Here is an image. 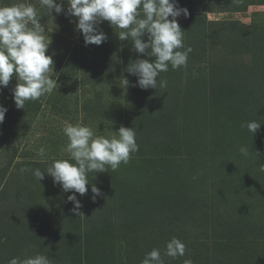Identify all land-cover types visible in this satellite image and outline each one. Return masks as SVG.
I'll list each match as a JSON object with an SVG mask.
<instances>
[{
  "label": "rangeland",
  "instance_id": "rangeland-1",
  "mask_svg": "<svg viewBox=\"0 0 264 264\" xmlns=\"http://www.w3.org/2000/svg\"><path fill=\"white\" fill-rule=\"evenodd\" d=\"M3 1L0 0V5L6 3L10 6L22 2V0ZM23 2L37 6L41 25L45 29L43 35L46 43L51 42L46 52V55L52 56L54 62L53 71L50 70L49 76L56 80L57 84L50 93H46L37 101L29 102L34 107L27 113L25 108L13 106L15 103L10 102L11 95L6 90L10 86L15 88L17 84L15 76L7 87L0 89V104L7 108L5 119L0 124V220L6 222V225H11L9 227L3 223L0 231V264H8L13 257L21 259L24 250L26 258L33 257L30 251L37 249L36 240H29V235L35 239L36 236L32 235L31 230L26 236L19 234L21 230L27 229L24 220L32 221L33 219L30 218L40 208L57 209L60 204L62 206V198L65 199L64 196L67 198L72 194L64 192L59 185H55L48 174L47 178L39 182L31 172H23L25 177L21 172L25 167L46 171L54 160L69 159V153L66 151L68 138L63 133L65 122L88 126L95 136L117 135L115 132L121 126L133 128L136 132L139 151L131 154L128 164L122 163L114 171L110 186L107 187V180L103 179L100 173H89L88 179L91 183L88 185L89 191L79 197L82 205L81 213L84 217L86 212L90 215L87 224L92 232L101 234L99 230L108 231L113 228L107 232L108 236L102 234L105 235L102 239V247L112 255L109 260L105 259L107 261L105 264H141L145 254L153 248L160 249L164 264H185V261L193 264L198 253L200 255L197 258L200 263L218 264L219 260H214V256H221L222 252L224 254L223 247L236 250L232 262L264 264V246L248 243L249 248L246 249L245 246L248 247V244L244 241H247V237L243 235L246 238H242L241 234L234 233L231 229L239 227V224L248 217L254 221L253 225L259 224L260 227L264 224L262 223L264 222V97L256 104L255 112H253L254 103L246 101V104H249L248 113L250 112L252 116L244 113L242 109L233 112L227 104L231 100L239 104V95L242 93L239 90L244 89V92L252 90L251 88L264 87V83H257L254 87L249 85L250 88L240 86H235L238 89L228 88L223 96H220V101L224 100V106L219 111L211 104L213 98L209 97L210 102L208 101L205 91L191 88L186 95L190 102L181 107L201 112L199 104L195 101L197 99L201 105H204L200 119L196 115L195 119H190V115L184 112L178 113L181 109L172 112L171 115L160 112L161 108L157 107L160 104L152 106L153 113L147 112V115L138 113L136 119L123 103L124 110L121 114L118 104L111 108L102 107L98 112L92 110V113H95L91 114L93 119L86 122L82 112L78 115L75 112L76 107H81L86 101L81 91L83 86L81 71L85 65H88L81 62V56L78 57V52L82 53L80 42L83 35L76 30V18L66 16L63 12L56 14L54 10L52 17L46 9L39 6L38 0H23ZM180 3L178 0V5L182 4L183 8L189 9L187 17L182 14L177 18L184 36L187 32V20L193 15L192 22L197 29L195 31L204 36L207 44L205 62L201 64L204 74L211 71V61L216 64L221 63L219 52L222 47L226 49L222 45L226 38L218 39L213 36L214 31L218 30L215 29L214 23L231 20L247 28L254 26L257 29L256 35H253L255 32L253 31L249 36L251 38L246 40L249 42L257 40L264 32V0H185ZM63 7L66 11L67 0ZM225 27L221 26V28ZM112 28L107 21L100 25V30L104 33ZM113 30L117 37L116 33L121 30L115 27ZM195 37L197 38L196 35ZM68 47L71 49L69 52L75 55L63 57ZM74 48L77 52H73ZM111 49L115 50L113 51L115 53L117 49L122 50L123 46L117 47L113 44ZM254 57L251 51L240 49L237 55H232L230 58L241 72L254 73L256 72L253 65ZM259 68L264 69L263 60L260 61ZM187 73H189L187 70L174 73L176 77L178 76L174 84L176 83V87L183 94L187 92L186 83L188 78H191L190 73ZM261 75L264 79V72ZM167 76L169 75L162 72L158 80L169 79L167 87L163 88L169 91L173 82H170ZM242 77L240 80L243 79ZM179 78L183 81L177 82ZM119 88L117 80H113L110 88L106 93L104 92L105 98L110 99L112 103L118 98L121 104L122 100L117 97L121 95ZM256 92L259 97L264 96L262 95L264 88ZM189 94L195 97H190ZM91 95L94 96V93L91 92ZM92 96L88 94V97ZM215 97L217 99V96ZM179 103L183 104L178 101L173 105ZM93 104L90 102L89 106L92 108ZM240 106L244 108L243 103ZM111 109L118 111L120 115L112 114ZM169 117L172 118L171 121L176 120L174 123L177 122L176 132H158L161 124L169 129L167 125ZM141 118L145 119L141 121ZM252 120L261 123L255 135L246 127V123ZM236 121L238 124L241 122L243 126L238 135L234 130ZM41 147L46 150L44 157L39 155ZM241 147L248 149L246 156L241 154ZM93 180H100L102 183L92 182ZM29 182L37 186H32V190L26 189ZM24 184L26 186H23ZM243 184L244 187L241 189ZM92 185L101 191V195L95 200L92 198ZM27 191L29 193H26ZM166 193L171 195L168 196ZM173 194H179L180 200L174 198ZM28 211L31 214L23 215ZM71 222L70 219L69 226H72ZM29 224L32 225L31 222ZM221 229H224V232ZM72 232H76L75 227L70 233ZM54 236L52 235L51 238ZM173 237L180 239L186 245L183 257L173 259L164 255L166 243ZM93 246H97L93 235L80 234L76 243L59 246L62 254L57 263L49 255L50 264H64L65 261L69 264H89L93 258ZM52 248L53 246L50 247ZM54 250L56 248L51 251ZM251 251L257 252L252 260L247 259L244 254ZM227 254L225 258L221 256L226 262L229 260V253ZM256 259L258 260L254 261Z\"/></svg>",
  "mask_w": 264,
  "mask_h": 264
},
{
  "label": "clouds",
  "instance_id": "clouds-1",
  "mask_svg": "<svg viewBox=\"0 0 264 264\" xmlns=\"http://www.w3.org/2000/svg\"><path fill=\"white\" fill-rule=\"evenodd\" d=\"M38 2L51 16L54 10L56 14L63 12L75 17L76 30L83 35L85 46H99L108 39L99 27L105 21L120 29L116 33L119 40L131 41L136 53L150 58H138L126 69L137 77V86L143 90L166 88L167 81L158 80V77L169 70V65L173 70L187 66L192 49L185 48L184 31L177 18L182 14L187 17L189 12L178 5V0H67L66 11L63 7L65 0ZM43 32L45 29L35 4L22 0L10 6H0V89L7 87L15 76L17 84L12 90L13 100L20 109H24L27 102L37 101L50 93L57 84L49 76L54 62L51 55H46L51 42L46 43ZM146 34L147 40L144 39ZM123 85L124 88L129 85L127 78L123 79ZM6 112L7 108L0 104V124ZM246 127L255 135L261 123L252 120L246 123ZM63 133L68 138L66 151L69 159L54 160L46 171L25 167L21 172H31L39 182L46 172L55 185L72 193L67 200L74 205L72 211L80 216L83 215L79 212L82 205L77 194L84 196L88 193L91 184L88 174L107 172L109 167L116 171L122 163L128 164L131 154L139 151V145L135 130L123 126L115 132L117 135L106 137L95 136L88 126L65 122ZM240 152L246 156L248 149L241 147ZM45 154V148L41 147L39 155L44 157ZM91 193L93 200L101 195L95 185L91 186ZM185 252L184 242L173 237L166 243L164 255L176 259L183 257ZM8 264H50V260L45 255L25 259L13 257ZM141 264H164L160 249L153 248L146 253ZM185 264L191 262L185 261Z\"/></svg>",
  "mask_w": 264,
  "mask_h": 264
},
{
  "label": "trees",
  "instance_id": "trees-1",
  "mask_svg": "<svg viewBox=\"0 0 264 264\" xmlns=\"http://www.w3.org/2000/svg\"><path fill=\"white\" fill-rule=\"evenodd\" d=\"M184 1L185 0H180L181 3H183ZM0 6H7V4L3 3ZM179 6H181L182 8L184 7L182 4ZM190 12H191V9H190ZM192 19H194L193 15H191L190 18L187 20V23H186L187 32H186V35L184 36L185 48L190 47L192 49L191 53L188 56L187 66L178 68V71H177V70H173L171 66L169 65V70L167 72H164L169 75L167 77L170 78V82L171 81L173 82V84L170 86L171 88L169 89V91L163 88H158V89L149 88L147 90H143L137 86V77H135L134 75H130L126 71V69L130 63L134 62L138 58H141V59H150V58L146 56H141L140 54L136 53L132 48L131 41H121L119 40L118 36L115 37L113 28L111 30L109 29L108 32L105 33L108 39L106 40V42H103L99 46L94 45V44L85 46L84 38H82L80 42V49L82 53H80L79 51L78 57L81 56L82 63L88 64V65H85L84 66L85 69L83 68V70L81 71V75H82L81 85H83L81 91L83 92L82 96H85L86 101L84 100L85 103H82L81 107H76L75 112L77 113V115L80 112H82L84 114V117L86 118L85 121L86 122L89 120L91 121L93 119L91 114H95V113H92V110H95V112H98V111H101L102 107L108 108L110 106L111 108V107H115L116 104H118L120 108V114H121V112L124 110V106H122V104L124 103L127 106L128 112L133 114L134 117L138 119V113L141 112L144 115L145 114L147 115V112L153 113L154 107L152 106H156L160 104V106H157L161 108L159 110L160 112H167L171 115L172 112H177V110L181 109L178 113L184 112L187 115H190V119H195L194 117L196 115L200 119L201 114L203 112L204 105H201V103L197 101V99L195 101L199 104L201 112L196 111V110L194 111L191 109L189 110L187 108L181 107L182 105H187V103L190 102V100H187L186 95L188 93V90H190L191 88L193 89L199 88L200 90L205 91V95H206V98L208 97V101H209V97L213 98L214 103L212 102L211 104L214 105L219 111L223 108L222 106H224V100L220 101V96H223V94L227 91L228 88H236L238 86L250 88V86L254 87L257 83H264L263 82L264 79L261 75V73L264 72V69L259 68L260 61L263 60V63H264V32H262L263 34L260 35L257 40L255 41L253 40L252 42H249L246 40L251 38L249 36L252 35L253 31H255L253 35L254 36L256 35L257 29L254 28V26L247 28L243 24H238L237 22H234L231 20L225 21V23H218V22L214 23V26H216L215 29H218V30L214 31L213 36L218 39L226 38L222 42V45L226 49H223L222 47V49L219 52L221 63L216 64L214 63V61H211V65H210L211 71L208 72L207 74H204L203 73L204 68L203 66H201V64L205 62V53L208 50V47L204 40V36H202L201 34H197L199 32H196L197 29H195V24L192 22L193 21ZM40 23L42 24V22ZM222 25L226 26L227 29L226 27L221 28ZM249 31H252V32H249ZM195 35L197 36V38L195 37ZM198 35H200V37H198ZM144 39L147 40V35L144 37ZM113 44H115L117 47L123 46V49L122 50L117 49L116 52L114 53L113 51L115 50L112 51L111 49V46ZM69 49L70 47L67 48L66 52L63 54V57H65L66 55L70 56L72 54L71 52H69ZM240 49L245 50V51H251L254 54L255 64L253 65L256 68V72L260 75H258L256 72L254 73L241 72V69L239 70V68H237L233 64L232 59L230 57L232 55L233 56L237 55ZM183 50L184 49H181V51ZM73 52H77L76 48H74ZM72 55H75V53H73ZM183 70L189 71L191 75V78H188V81L186 83L187 92L184 94L181 93L180 89L176 87V83L174 84V82H176V79L178 78V76L176 77L174 73L182 72ZM241 77L243 78L242 80H240ZM124 78H127L129 80V85L126 88H124V85H123ZM209 78L210 80H208ZM113 80H117L118 84L120 85V88L118 91L120 92L121 95L117 97H119L120 100H122L121 104L119 103L118 98L116 99V102H113V103L112 101H110V99L105 98L106 96L104 95V92L106 93V90L110 88L111 84L113 83ZM182 81L183 80L179 78L177 82H182ZM76 82L78 84L79 81L77 80ZM167 82H169V79H167ZM230 85H232V87H229ZM263 88H264L263 86H260L258 88H251L252 90H246L244 92H243L244 89L239 90V92L242 91V93L239 95L240 96L239 104H235L233 100L228 101L227 104L230 108H232L233 112L239 109H240L239 111H241L242 109V111L247 114L249 111V109L247 108V105L249 104H246V101L249 100L251 104L254 103L253 112H255L256 104L258 103V101H260L264 97V96L259 97V94L256 91H259V89L262 91ZM13 89L14 88L11 86L10 88L8 87L6 89L7 93L11 95L10 102L12 103H14L13 93H12ZM91 92L94 93V96L91 95ZM88 94L92 97H88ZM201 95H202V92H201ZM191 96L192 95H190V97ZM215 96H217V99ZM178 101L183 102V104L179 103L177 105H173L174 103ZM90 102L94 103L92 108L89 106ZM241 103H243L244 108H241L242 107L240 106ZM13 106L16 108L15 104ZM13 106L11 109L14 108ZM33 107L34 105L32 103L30 104L29 102H27L25 105L26 113L29 112V109L30 110L33 109ZM111 110H112L111 112L112 114L120 115L118 111H115L113 109ZM14 112L17 113V111H14ZM248 114L252 116L250 112ZM191 115H193V117H191ZM10 116H11V113H10ZM161 116L164 117L163 115ZM143 119L145 118H141V121H143ZM170 119L172 118L169 117V119L167 120V123H168L167 125L169 129H166V127L164 125L162 126L161 124L159 128L160 130H158V132H164V133L166 132L171 133L172 131H174V133L176 132L177 122L174 123L176 120L174 119L173 121H171ZM241 124H242L241 122L240 124H238V121H236V124L234 126V130L236 131L237 135L239 134V131L243 127L241 126ZM22 174L25 177L23 172ZM100 174L103 176V179L105 178L107 180L106 181L107 187L110 186L111 184L110 180L114 177V171H112L111 168L109 167L107 172H103ZM47 177L48 175L46 173L44 178H47ZM98 181L102 183V181L100 180H96V181L93 180L92 182H98ZM23 186H26V185L24 184ZM32 186L36 187L37 185H33V183L29 182L27 183L26 189L32 190L33 188ZM242 187H244V184L243 186H241V189ZM111 192H114V191H111ZM26 193H29V191H27ZM166 194L168 196L171 195L169 193H166ZM173 196L174 198H178V200H180L179 197L181 196L179 194L177 195L173 194ZM79 197L80 195L77 194L78 199ZM64 198L65 199L62 198V206L60 204L57 209L50 210L49 208H46V207L43 208L42 206L43 209L40 208L39 211H37V213L34 214L32 218H30V219H33L32 221L24 220V224L27 227L26 229L27 232L24 230H21V233L19 234L21 236L22 235L26 236L29 233V230H31L30 232L32 233V235L36 236V239H35L33 236L29 235V240L31 241L36 240L35 247H37L35 251L34 249H32L30 252L34 256L45 255L48 257L50 255V257L52 256V259L54 260V262L57 263L58 258H60V255L62 254V251H61L62 249H60L61 247L59 248V246H63L64 244L76 243L77 238L79 237L80 234L82 235L86 234V236L93 235L96 238L97 246L92 247L93 258L91 259L89 264H105V262H107L105 261V259L109 260V258H111L112 255L107 253L106 249L102 247V239L105 236V235L102 236V234L104 233L107 235L108 234L107 232H109L110 230H113V228L108 229V231L99 230L102 232L101 234L97 233L96 231L92 232L91 229L88 228V224H87L89 220L88 217L90 216L88 215L89 213L88 214L87 212L85 213L86 217H84L83 215H80V216L76 215L72 211L74 207L73 203L69 202L65 196ZM79 212L81 213L80 209H79ZM29 214H31L30 211L24 213L23 215H29ZM0 217H1V214H0ZM70 219L72 221L71 222L72 226L68 225V221ZM0 221L2 222L0 223V231H2V228H3L2 224L4 223V225H6V222H3V220H0ZM251 221H252V218L248 217L247 219L242 221L241 224H239L240 225L239 227H232L231 229L234 233L241 234L242 238L247 237L246 238L247 241H244V243L246 244L251 243V245L261 244L260 246H264V224L260 225L259 227V224L254 223L253 225L252 223L254 221L252 222ZM11 222L12 221H10V223ZM29 222H31L32 225L29 224ZM6 226L10 227L11 225L7 224ZM74 227L76 228V232L70 233ZM221 230L224 232V229H221ZM13 235H17V234L13 233ZM52 235L53 236L55 235V236L51 238ZM243 235H245L246 237H244ZM41 237H44V238L42 239ZM9 238L10 237H8V240ZM52 246L53 248H56V250L51 251L53 248L50 249V247ZM245 248L248 249L249 244H248V247L245 246ZM258 248L260 247L258 246ZM223 249L225 250V253L223 254L222 252L221 256H223L224 258L227 257L228 255L227 252H228L229 260L228 262H226L225 261L226 259L222 260L221 256H214V260L216 261L219 260L218 264L219 262H221L220 264H240L239 261L232 262L234 260L236 250H233L230 247L226 249L223 247ZM206 252L208 253V249ZM21 254H22L21 259H25L26 251L25 250L22 251ZM244 254H246L247 259L252 260L254 257H256L257 252L252 253L251 251V253L248 252V254L247 253H244ZM199 255H200L199 253L195 255L193 264H210L209 262L200 263L199 259L197 258V256ZM29 256H30V253H29ZM257 260L258 259L254 261H257ZM92 261H96V262H92ZM64 264H69V263L65 261ZM259 264H262V263H259Z\"/></svg>",
  "mask_w": 264,
  "mask_h": 264
}]
</instances>
